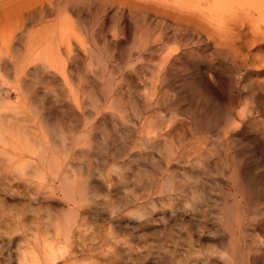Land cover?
<instances>
[{
  "label": "rangeland",
  "instance_id": "rangeland-1",
  "mask_svg": "<svg viewBox=\"0 0 264 264\" xmlns=\"http://www.w3.org/2000/svg\"><path fill=\"white\" fill-rule=\"evenodd\" d=\"M165 1L52 0L47 14L14 45L8 69L0 71L8 92L0 96V118L11 125L0 130L5 135L0 141L21 127L26 138L17 136L26 156L9 165L0 154V264H18L21 255L23 264H32L41 231L50 230V216L64 211L60 194L47 195L34 175L36 150L43 146H52L66 168H79L84 177L99 174L108 191L115 187L117 218L88 221L91 230L85 233L99 237L105 228L119 236L117 242L131 237L134 247L147 252L144 264H204L193 251L207 249L213 264L224 258L226 264H251L264 248L259 229L264 224V35L235 23L240 15L231 13L242 0ZM251 15L257 21V14ZM44 48L39 59L28 55ZM34 92L51 103L57 127L38 120L36 104L26 101ZM104 141L110 154L99 161L95 153ZM165 143L172 148L167 158L157 147ZM206 152L209 168L204 169L196 161ZM234 156L258 185L252 201L240 197L230 178ZM158 166L151 177L140 172ZM167 167L183 197V218H207L196 245L189 229L176 226L181 240L172 254L165 232L156 226L165 218L147 219L165 207ZM205 194L207 201H200ZM140 207L142 218L135 214ZM231 207L232 223L226 226L220 212ZM86 212L85 218L94 216ZM209 230L214 239H208ZM231 245L241 251V260H231Z\"/></svg>",
  "mask_w": 264,
  "mask_h": 264
},
{
  "label": "bare ground",
  "instance_id": "bare-ground-1",
  "mask_svg": "<svg viewBox=\"0 0 264 264\" xmlns=\"http://www.w3.org/2000/svg\"><path fill=\"white\" fill-rule=\"evenodd\" d=\"M212 1L215 5H217L216 2L219 0ZM164 2L166 1L160 0V4H164ZM51 3L52 0H0V71H5L8 69L7 63H11L10 60L12 59L14 53L17 52V50L14 48V45L23 41L25 37L23 33L27 32V27L30 26L31 23L42 19L43 15L47 14L49 9H51ZM249 6H252V8L249 9ZM237 7L239 8H235L232 11L233 13H231H238L240 15L238 17L237 15L234 17L235 19L239 18L237 21L233 19L235 23L240 22L241 25L244 24L251 30L253 34L264 35V0H242L239 1ZM251 12L257 14V21L253 19ZM229 20L230 18L227 19V22ZM228 25L229 24L226 26L227 28ZM261 28L262 30H260ZM46 51L47 50H45V48L37 52L32 50L28 53V55L30 57L33 56V60H36L45 56ZM49 53L52 54L53 51H49ZM1 93L7 94L8 92L3 88V80L2 76L0 75V96ZM46 99L47 98L45 96L34 92L31 93L26 101L29 100L30 104L33 106L36 104L37 112L35 114L37 115V118L41 124L45 125L47 123L53 122L52 126L57 127L58 124L56 123V119L58 117H56L51 103ZM7 125L9 126L10 124L4 123L2 118H0V130L5 132L6 127H8ZM12 125L16 126V122ZM22 130L23 129L21 127H16V131L19 132L20 135L21 132L23 133ZM18 134L14 130L9 131L7 132L9 138L0 141V146L2 147V149H0V154L3 156V158L5 157L4 160L9 162V165L15 162H21L26 156L23 142H21L22 138H19L17 136ZM1 136L5 135L0 133V137ZM111 136L112 132H107L105 140H110ZM22 137H24V135ZM48 143L49 142L47 141L44 143V145H47ZM105 143L106 141L102 143L103 145L95 153L99 161L105 160V156L103 154L106 155L109 153L107 149L109 147ZM169 144L165 143L164 145H157L158 148H162L165 158H167L168 154L172 155V148ZM6 148L12 149L13 151L10 153V150L8 152ZM36 151L37 165L35 167L36 173H34V175L38 179V184L42 182L39 189H48L49 193H47V195L49 194V196L50 194L51 196H55L57 193H59V199L61 200L60 202H63L64 206L62 210L64 211L61 212L59 216H50L46 226H48V228L52 231V235H50L51 237L48 239L47 233L49 235V232L51 231H41L40 234L43 236L46 235V237L43 238L42 236L41 240L38 239L40 244L39 247H36V250L33 251L32 257L35 260L32 262V264H99L101 259L105 260L108 264L109 262L112 264H144L145 260L147 259L145 257L147 252H145L143 249L139 251L137 247H134L131 237L124 236L123 239L125 240H118L117 242V237L119 236H117L116 233L112 231L104 232L105 228H103V233L100 231L101 235L99 237L97 235L98 232L96 231V233L94 232L95 234L91 233L86 235L85 233V231H88L86 230L88 221L99 224L100 221L105 222L112 214L114 215L113 218H117V197H113L112 195V193L115 194V187H111L113 190L108 191V188L106 189L104 182L99 178V174L98 176L88 174L84 177L81 169L77 168L70 170L66 168L65 165H63L65 159H60L59 155L57 157V153L54 152V148L52 146L51 148L43 146ZM61 152L64 153L63 150H61ZM208 156L209 155L207 152L199 155L196 163L202 166L204 169L209 168V165L206 164ZM243 164V161L238 156H234V158L229 163L230 167L228 166V169L230 168V178H233L237 192H239L241 195L240 197L247 200L250 199L252 201L258 193V185L248 172V168ZM159 170H161L160 166L156 168L154 167L153 169L151 168V170H142L140 172L147 178L148 176H153V172ZM165 170L166 172L169 171V167L165 168ZM171 179L172 175H169V172H167L166 183H164L165 193L167 191L164 200L165 207L162 208L161 211H153L150 214V217H147V219L148 221H150V219L156 220V216L158 215H161L165 218L164 223H159L156 226L165 232L167 244H169V247H172L170 249L172 254L174 253V249L176 248L178 242L181 240V235L178 234L180 229L178 230L179 232L176 231V226L184 225L185 228L191 231L193 242H198V240H201L205 235H203L205 225H203L202 220H206L207 218L205 215H201V219L196 215L187 220L183 218L180 205L181 198L183 197L177 193L175 189L178 188L173 185ZM36 187L37 185L35 188ZM208 196L207 194H205L204 197L201 196L200 201H207ZM129 205L130 204L127 206ZM83 206L87 207V212L93 211L94 216L90 215L86 211H79ZM127 206L125 208H127ZM232 207L226 208L223 211L221 210L220 212L223 216L222 218L226 226L231 225L232 223L229 217L230 214L228 215V212L229 210H232ZM119 208L120 211L124 209L121 205ZM135 211V214L138 217L142 218L145 216L144 208L140 207ZM85 212L88 214L86 218L85 216H82ZM105 212L107 213L106 216ZM128 212H130V210ZM122 219L125 218L122 217ZM116 224L117 220L111 223L114 229L117 227ZM234 224H236V222ZM44 225L45 224H43L42 227H44ZM82 227H84V230ZM99 227H101V225ZM260 228L264 231V224L259 225V229ZM90 230L91 228L88 232H90ZM207 233L208 239H214V233L211 234L210 230ZM196 242H194L195 245ZM218 242L222 247L225 246L223 241L218 240ZM203 247H210V244ZM228 250L231 251V253H229L231 260L242 259V253L235 245H231ZM193 252L194 254L197 252L202 256L201 259H197L196 257V262L201 260L204 264H213V251L207 249L205 253L203 251ZM191 254L192 252L189 253L188 256ZM258 254L259 255L257 258L251 260V264H264V248H261ZM25 260L26 258L23 255L18 256L17 258L18 264H23ZM225 260L229 261V258H224V263L222 264L227 263Z\"/></svg>",
  "mask_w": 264,
  "mask_h": 264
}]
</instances>
